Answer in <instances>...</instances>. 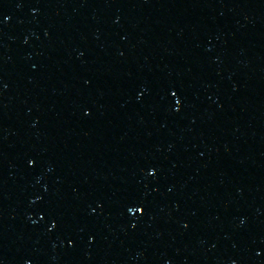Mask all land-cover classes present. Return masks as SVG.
Segmentation results:
<instances>
[{"label":"water","instance_id":"water-1","mask_svg":"<svg viewBox=\"0 0 264 264\" xmlns=\"http://www.w3.org/2000/svg\"><path fill=\"white\" fill-rule=\"evenodd\" d=\"M0 264H264V0H0Z\"/></svg>","mask_w":264,"mask_h":264}]
</instances>
